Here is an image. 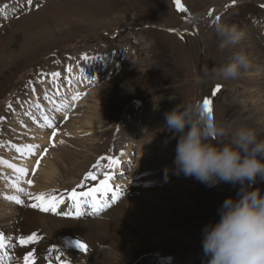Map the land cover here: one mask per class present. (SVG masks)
Returning a JSON list of instances; mask_svg holds the SVG:
<instances>
[{
  "label": "rangeland",
  "instance_id": "1",
  "mask_svg": "<svg viewBox=\"0 0 264 264\" xmlns=\"http://www.w3.org/2000/svg\"><path fill=\"white\" fill-rule=\"evenodd\" d=\"M37 1L41 0H31V3L28 0H0V7L7 6L6 12L16 11L21 6L26 8L25 12L24 8L17 11L18 16L10 20L14 22L0 20V157L6 152L11 153L7 142L14 137L20 145L13 146L17 157L13 155L7 160L19 164L30 159L21 151L28 150L31 145L27 141L29 125L19 119L12 125L17 133V127L23 123L24 131L28 132L27 140H19L7 131L10 123L7 120L19 114L22 108L20 100L28 97L22 105L29 108L39 103L36 94L29 95L38 92L35 90L39 83L42 84L39 88L43 100L47 93L44 85L47 79L51 80L53 71L60 74L64 68L65 72L75 75L78 72L95 73L94 80L89 77L87 83L91 89L86 88L83 92L82 86L74 85L71 89L67 86L68 90H62L65 97L75 92H83L84 96L74 104V110L68 111V121L55 124L56 128L51 130L47 139L50 144L53 132L56 131V136L66 130L64 134L61 132L59 142L47 152L56 155L67 153L59 165H55L57 174L49 191L64 193L79 183L80 176L87 172L90 164L91 167L103 164L104 170L99 174L101 178L108 173L106 163L110 164V174L116 165L118 172L122 163L125 170L122 174L117 173V179L109 176L102 180L97 178L103 185L108 183L106 194L102 195L98 183L96 188L104 202L108 203L109 198L116 200L113 208L123 205L120 210L126 213L124 222L135 231L132 236L126 237L123 233L119 237L123 247L129 249L123 264H204L202 229L219 220V207L226 199L237 198L239 185L233 187L220 183L209 188L194 178L166 171L174 168L177 139L165 128L164 113L177 105L202 107L203 100L210 99L217 123L233 130L246 126L243 120L248 114L244 116L239 101L248 100V95H238L248 91L252 84H246L243 90V75L236 80L218 79L205 84H197L195 78L204 66L220 67L231 62L241 49L248 55L257 49L264 53V0H181L186 12L177 9L175 0H50L27 11L28 6ZM23 14L29 16L18 20ZM217 16L220 17L218 22L235 24L244 30L246 38L242 44L219 48L220 39L214 31ZM92 57L105 67L97 66L91 72ZM28 70L33 73L24 76ZM254 77L257 79L256 75ZM217 85L221 89L212 96ZM10 95L13 97L11 103L16 101L12 107L7 100ZM63 101L65 99H61L59 107ZM94 108L98 110L93 111ZM15 109L17 113L11 114ZM94 114L97 120L92 123ZM72 122L83 132L69 135L68 125ZM39 129L43 132L48 130L44 124ZM39 129L30 130L40 132ZM46 138L47 135L43 136ZM213 142H217L216 138ZM120 143L126 146L122 147ZM6 158L1 157L0 161ZM7 160L3 163L5 167L10 164ZM13 167L1 170L2 184L6 183L0 188V208L3 213L14 215L11 222L15 225L6 232L8 242L12 241L13 235H21L25 213L22 209L27 208L28 202L23 201V206L17 207L14 213L3 202L9 201L5 197L18 196L30 200L34 194H25L32 188L28 180L41 189L37 177L27 175L21 182L25 192H10L8 181L15 179L17 165ZM40 167L44 169L42 165ZM130 174L133 177L129 187H125ZM13 183L20 184L18 180ZM253 187L264 194V182ZM120 191L122 195L118 202ZM81 219L89 220V216L84 213ZM49 231L54 232L53 229ZM67 233L70 235H65L69 237L66 242L70 246L77 236ZM50 234L47 230L44 237L45 240L48 236L44 246L49 251L47 241L52 237ZM65 236L52 237L56 247L62 244L60 239ZM70 236H73L72 240ZM97 242V246L88 247L90 252L87 253L72 247L70 252L75 261L71 263L98 264L93 259L97 250H105L112 258L111 249L99 246ZM84 255L87 256L85 262H77Z\"/></svg>",
  "mask_w": 264,
  "mask_h": 264
},
{
  "label": "clouds",
  "instance_id": "2",
  "mask_svg": "<svg viewBox=\"0 0 264 264\" xmlns=\"http://www.w3.org/2000/svg\"><path fill=\"white\" fill-rule=\"evenodd\" d=\"M214 31L220 49L240 45L246 38L235 24L218 22ZM252 67L241 49L223 66H204L195 82L236 80ZM164 121L177 139L174 168L166 171L209 188L220 183L239 185L237 198H228L219 207V220L202 229L204 264H264V194L253 187L264 182V132L249 126L233 130L195 104L177 105L164 113Z\"/></svg>",
  "mask_w": 264,
  "mask_h": 264
},
{
  "label": "bare ground",
  "instance_id": "3",
  "mask_svg": "<svg viewBox=\"0 0 264 264\" xmlns=\"http://www.w3.org/2000/svg\"><path fill=\"white\" fill-rule=\"evenodd\" d=\"M248 56L253 63V67L250 71L243 74L242 77H243L244 81L242 82V85H243V90L245 89L246 84H247V86L252 84V86H251L252 88L250 87V88H248V91L244 90L241 94L238 95L241 97H243L244 94H245V96L248 95V100L244 99V102H241L239 100L238 101L242 104L241 109H242V113L244 114V116H245V114H248V115H246L247 117H245L243 120V122H246V126L253 127L255 129H257L258 131L264 132V53H262L261 49L260 50L257 49V51H255L254 53H252ZM74 67H75V65H74ZM31 72H32V70H28V73L24 74V76L27 74L30 75ZM255 75L257 76V79L254 77ZM254 83L256 86L259 85L260 87L256 88ZM235 98H236V96H235ZM12 99H13V97L10 95L7 100L10 101ZM236 102H237V100H236ZM95 110H98V108H94L93 111H95ZM96 120H97V116H95V114H94L91 122L93 123ZM17 128H18V131H24V124L22 123V125L18 126ZM68 128L70 129L68 131L69 135H75L77 132H81V133L83 132V130L78 128V125L75 122H72L71 124H69ZM39 131L43 132V129H39ZM40 132L30 130L29 131L30 136H29L28 140H27V135H26V138H25V136L24 137H16L15 136V137L19 140H25L26 139L28 142H31L30 143L31 145L36 144L39 146L40 149H42L44 147V145L49 144V141L47 140L49 137V134L47 135L46 139H43V136H46V135H40ZM61 132H63V131H61ZM61 132L58 135H56L57 140L59 138H61ZM65 132H66V130H65ZM65 132H63L62 134H64ZM32 141H35V142H32ZM49 150H50V148H48V151ZM66 154L64 153V155H66ZM5 155L8 156L7 158H9V156H10V154L9 153L7 154V152ZM13 155H16V157H17V153H13L11 158H13ZM64 155L63 154H60V155L57 154L56 155L53 153L50 154V152H49L46 155V157H43L39 160L40 166L42 165L44 167L43 170L41 169L40 166L37 169L33 170V165H32L33 162H31L30 159L26 160L25 162L24 161H22V162L18 161V162H20L19 164L15 163L16 161L14 162L17 165V168L25 169L27 172V175H33V176L37 177L38 182L40 183L41 189L40 188L37 189L36 188L37 186L34 187V184L32 182V184L30 185V187H32L30 189V194H34V195L37 194L38 195V194H42L44 192H50L49 190L51 189V186H52L51 183L54 182L52 180H53L54 176L57 174V169H56L55 165H59L60 161L63 160ZM51 157H53V162L51 161ZM55 158H58V161ZM5 160H7V159H5ZM5 160L2 159L0 161V175H1L0 176V188L1 189L3 187V184L6 183V181H5L2 184L3 180H1L2 179V171L1 170H4L3 167L9 168L8 166L5 167V164L3 165ZM161 161L163 162L165 160H161ZM13 168H15V167H13ZM116 169H117V165L114 168L113 173L116 172ZM98 172L96 174H98ZM14 173L13 174L15 175V179L8 181V186H9L8 188L10 189V192L13 191L16 193V190L13 187V184H14L13 182H16L18 180L20 183L19 186L21 187V182H23V180L26 178L27 175L21 176L16 171ZM6 176H9V175H6ZM80 177L82 178V176H80ZM95 178L97 180L98 177H95ZM91 182H92V180L88 181L87 184H89ZM97 183L99 184V188L101 189V192L104 193V189L102 187L103 184L101 182H98V181H97ZM105 184H107V186H109L107 182ZM50 193L55 194L52 197H56V198L61 197V195H56V194H62V192H60V193L50 192ZM0 199H2V198H0ZM85 205H87V204H85ZM27 206H28V204H27ZM121 206H123V205L119 204L115 208H113V209L111 208L109 211H107V213L105 215H99L98 217H100V218H97L94 220H91V219L82 220L81 219L82 216H80L77 218V220H73V221H71L68 218H67V220L56 219L52 216L43 215L42 213H37L35 211H32L29 208H23L22 210H24L25 213L23 214V224L21 223L22 224L21 235H22V237H26L27 235H29L31 233H36L37 239L40 240L41 244L35 245L31 249H34L37 253L43 254L45 256V255H49V253H50L49 249L44 246V244H45L44 237L47 234V230H48V233H51L50 235L52 237L54 235H57V236H63L64 235L65 236L68 234L67 232L74 233V235H76L78 237V240H81L82 242L87 244L89 248L94 247V245H96L95 242L98 241L97 244L99 246L105 245L106 248L111 249V252L113 254L111 256L112 258H109L110 256L107 255L108 253H105V250H103V251L97 250L95 252V254L93 255V259H94V261H98V264H123V263H125L123 260L127 256L129 249H126L123 247L121 241L119 240V237L123 233H124L123 235H125L126 237L132 236L133 234H135V231L129 225L125 224L124 218L126 217V213L124 214V212L122 210H120ZM130 210L133 211V209H130ZM143 210H145V208L142 209V211ZM21 213H22V211H21ZM133 213H135V210L133 211ZM96 214L97 213H95V215ZM120 216H121V218H120ZM13 218H14V215L11 216V214L3 213V209L0 208V225H1V227L5 226V229H4L5 232H10V229H13L15 227V225L11 222V220ZM18 218H19V216H18ZM52 229L54 230L55 233L49 231ZM52 233H54V234H52ZM23 234H27V235H23ZM68 235H70V234H68ZM70 237H73V236H70ZM88 252H90V251L88 250ZM86 258H87V256L84 255V256H82V258L80 260L84 261ZM89 262H91V261H89ZM38 264H40V263H38Z\"/></svg>",
  "mask_w": 264,
  "mask_h": 264
},
{
  "label": "snow or ice",
  "instance_id": "4",
  "mask_svg": "<svg viewBox=\"0 0 264 264\" xmlns=\"http://www.w3.org/2000/svg\"><path fill=\"white\" fill-rule=\"evenodd\" d=\"M28 3H31V0H28ZM176 3V7L179 11L181 12H186L187 9L181 4V0H175ZM211 15V13H210ZM220 17H215V21L218 23ZM54 75H59V74H54ZM221 89V86L217 85L214 89V91L212 92V96H215L216 94L219 93ZM78 99V97H77ZM202 107L204 109V111L209 115V117L213 116V107H212V101L210 99H204L202 102ZM48 127H52V124L49 123ZM53 135H55V132H53ZM37 146L36 145H30L28 148V152L29 154H33V149H35ZM17 151H19V149H17ZM46 151V150H45ZM37 166L39 165V160H37ZM9 168L13 167L11 164L8 165ZM15 171L21 175V176H26L27 172L25 169L23 168H16ZM89 178L91 179H95V177L91 176V174H89ZM27 183L29 185L32 184L31 180H28ZM13 187L15 188L16 192L18 193H23L25 192V190L20 187L18 185V183H14ZM104 189V193L106 194L107 192V184L102 186ZM99 189H91L88 192H81L79 194V196H77L76 192L72 193L71 199L74 202V206H75V217L78 218L82 215H84V212L82 211V208L84 207L85 204H87L90 208L93 214L95 213H99L101 211H103V205H98L97 201H96V193L99 192ZM26 195H31L30 193H25ZM7 200L9 201H14L16 204H21L22 201L18 196H7L5 197ZM35 200L39 201V204H32L31 207L36 208V207H40V209L44 212H48L49 210H51L52 212H56V208L58 206L59 203H63L62 200H57L56 197H52V198H46L43 194L37 195L34 197ZM113 199H115L113 197ZM83 201V203H82ZM111 205H108V207H110ZM58 214V213H57ZM71 213H65V216H69L71 217ZM5 236L6 234L3 232H0V250H3L5 248ZM37 240V236L36 233H32L31 235L27 236V237H22L19 239V244L22 246H26L30 243H34ZM72 246H74L75 248L79 249V251L81 253H87L88 251V245L85 244L84 242H82L81 240H75L70 242ZM56 251V250H54ZM35 253L31 250L27 251L26 255H23V264H36V260L34 258ZM56 259L58 261L61 260L60 256H57ZM62 264H69L68 261H63Z\"/></svg>",
  "mask_w": 264,
  "mask_h": 264
}]
</instances>
